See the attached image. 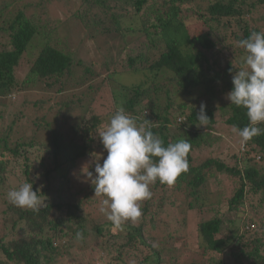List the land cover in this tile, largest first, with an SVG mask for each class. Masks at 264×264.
Segmentation results:
<instances>
[{
    "label": "trees",
    "instance_id": "obj_1",
    "mask_svg": "<svg viewBox=\"0 0 264 264\" xmlns=\"http://www.w3.org/2000/svg\"><path fill=\"white\" fill-rule=\"evenodd\" d=\"M31 1L36 0H0V105L12 93H25L27 97L23 106L29 111L21 122L25 126L16 127L14 120L0 131V206L4 208L1 220L10 224L11 230L23 223L17 229L19 233L15 240L0 241V264H40V258L47 263L52 261L58 249L54 247L53 239L48 237L47 230L60 227L63 223L50 218L54 208H66L69 226L78 220L79 228L75 234H86L81 217L75 214L79 210L78 204L66 203V200L74 198V195L94 196V188L74 189L68 174L62 170L76 169V166L81 169L82 165L87 164L89 171L94 172V152L90 150V143H96L97 146L99 138L94 141L93 138L85 139V136L103 130L110 119L105 122L103 117L91 112L89 105L94 98L92 93L83 91L97 92L92 84H88L85 89L88 77L93 76L92 68L75 59L66 50L65 43H76L79 36L87 32V35L96 34L107 39L109 51V42L122 36L120 22L129 16L141 20V37L130 44H135L136 49L142 46L146 48L143 52L137 51L139 54L126 61L127 66L138 67L143 64V67L132 69L133 72L129 74L145 72L146 76H152V82L157 75L166 72L170 75L167 82L175 88L176 96L182 99L189 98L199 88L204 93L190 104L184 101L175 104L166 88H145L143 83L128 86L127 81L120 79V76H126L127 73L120 71L119 74L108 76V86L118 108L123 107L133 117L142 116L141 121L136 117L138 123L145 119L152 122V131L164 141V146L188 140L191 148L187 155V171L182 172L172 185L161 184L159 181L150 185L152 196L141 202L142 215L137 219L138 224L125 221L116 226L108 220L98 226L95 233L105 237L110 233V228L121 231L124 227L132 231V236H139L140 243L144 245L142 234L145 230L150 232L147 227L155 229V222L158 224L168 209L179 206L180 197L188 190L191 195L197 190L203 192L213 173L237 181L234 193L228 199L229 210L240 208L243 212V205L256 196L264 203V168L256 165L254 158L250 157L257 153L259 160H264V134L244 145L248 150L245 157L240 158L235 153L232 166L215 157L197 160L198 153L205 150L212 139L218 114H225L221 120L231 129L233 125L243 128L248 124L246 110L230 104L226 99V94L233 87L232 76L239 70L241 60L237 54L235 60L226 57L223 63L221 52L230 40L236 43L247 38L252 31H264V15L259 13L257 19L254 17L257 8L264 6V0H157L158 5L154 8L146 7L147 0H78V9L72 7L70 0H39L35 5L37 14L33 13ZM66 6L69 10L65 9ZM57 7L61 11L57 12L59 16L54 21L52 13L56 12ZM249 15L254 18L256 26L253 28L245 21ZM152 20L153 23L148 25ZM75 26L79 31H75ZM236 49L241 55L245 53L243 48L236 46ZM155 53H160V56L152 62ZM115 57L118 60L117 55ZM23 62L26 63L27 72L21 80L20 75L16 77V70ZM119 63L118 60L116 65ZM110 64L109 67L113 62ZM70 82H75L77 87L73 88L68 97L65 91ZM34 88L42 89L44 96L28 95L27 91ZM77 89L79 93L75 92ZM201 103L205 105V114L209 119L206 126H199L196 118ZM32 106L36 111L35 116L31 112ZM52 106L58 108L51 110ZM76 108L86 109L88 115L64 133L60 127L65 125L68 112ZM58 123L61 124L50 130ZM172 126H175L174 130ZM259 126L264 128V124ZM44 129H48L50 136L42 143L40 134ZM39 138L40 141L37 140ZM50 146L51 149H46L39 156L38 166L33 168L27 156L36 152L35 149ZM20 162L23 167L20 172L8 171L11 165L19 167ZM39 167L44 172L43 178L37 181L33 169L37 171ZM75 176L80 177V171ZM25 181L32 183L34 191L40 190V199L45 192H54L59 194L60 201L56 205L48 203L38 210L14 206L9 202L7 193ZM50 182H53L51 190ZM157 189L162 192H157L155 197L154 191ZM192 203L196 205L197 200ZM193 204L187 206L193 208L200 217V206L195 208ZM240 214L237 222L229 219L224 222L221 217L214 216L209 220L201 218L194 223V230L202 243V255L211 259L213 264H224L226 259H232V264H264V235H261L264 231V205L260 213ZM26 225L29 227V231H26L28 238L20 231ZM104 228L107 233L101 230ZM59 232L63 233L62 230ZM223 232L230 234L219 237ZM119 248L123 250L124 246L120 245ZM150 250H154L153 247ZM99 251H94L93 257L104 260L106 257L103 259L97 256ZM151 255L159 259L160 253L154 250Z\"/></svg>",
    "mask_w": 264,
    "mask_h": 264
},
{
    "label": "rangeland",
    "instance_id": "obj_2",
    "mask_svg": "<svg viewBox=\"0 0 264 264\" xmlns=\"http://www.w3.org/2000/svg\"><path fill=\"white\" fill-rule=\"evenodd\" d=\"M38 1L39 0L31 1L34 14L38 13L35 6ZM78 3V0H70V4H72L73 8L78 9ZM157 5V0H147L146 7L154 8ZM65 9L69 10L67 6ZM257 9L258 10L254 14L256 19L258 18L259 13V15H264V6L258 7ZM151 10L153 9H150V11ZM58 11H61V8L57 7L56 12L52 13L54 21L58 19ZM252 16L253 15H249L245 18V21L248 22L251 28L256 26L254 23V18H251ZM152 23L153 20L148 22V25ZM120 24L123 37L118 36L116 39H113L112 42H109V51L107 50V39L96 34L87 35V32L81 34L79 36L80 39L75 41L76 43H71L69 41L68 43H65L66 50L75 56V59L81 60L83 64L85 63L87 66L92 68L91 71L93 76L88 77L86 81L88 83L85 86V89L87 88L88 84H92L93 88H95L97 92H89L88 90L83 91V93H92L91 96L92 99L94 98V100H92V104L89 105L92 113L103 117L105 122L110 119L112 115H114L118 106L111 94L110 86H108L109 81L107 78L110 75L119 74L120 72L127 73L126 76H120V79L122 81H127L126 83H128V86L143 83L145 88L161 87L162 89H168L170 91V97L175 104L183 101L187 104H190L195 100L196 97L204 93L203 89L199 88L193 92L189 98L182 99L176 96L175 88L169 82H167V80L170 78V75L166 72H162V74L157 75L152 82V76H146L144 74L145 72H141L143 75L141 73L135 75L129 74L133 72L132 69L134 70L135 68L137 69L138 67H143V64L138 65L137 67L135 65L127 66L126 63L129 57H135L137 54H139L137 51L143 52L146 50L144 46H142L141 49H136L135 44H130V42L136 38L141 37V32H139L141 29L139 27L141 26V20L129 16L126 17V19H123ZM75 31H79V28L76 26ZM73 32L74 28H72V33ZM236 46L237 44L232 40L226 43L221 52L223 56V63L226 61V57L227 59L235 60L237 54L238 59L240 58L239 60H241L242 63V57L245 55V53L243 55L239 54ZM116 55L120 61L118 66L116 65V62L118 61L116 60ZM159 56L160 53L153 54L152 62L157 60ZM29 58L33 60L31 56H29ZM110 62H113L111 67H109V65H111ZM241 63L239 70L241 68ZM220 64L222 66L224 65L222 63ZM106 67H109V69ZM113 67H116L117 69H114ZM25 71L27 72L26 63L23 62L22 65L16 70V77L20 75L21 80H23L22 78L25 75ZM79 74L81 73L79 72ZM75 87H77V84L75 82H70L65 91V96L69 97L70 93L73 92L72 90ZM75 92L79 93V89H77ZM27 93L28 95H35L37 97L44 96L43 90L38 88L27 91ZM26 97L27 95L25 93H12L11 95L7 96V100L5 99L3 101L4 104L0 105V131L7 128L14 120L16 121V127L22 128L25 126V124H22L21 122L24 117H26V112H29L27 111L26 107L23 106ZM76 97H78V95H76ZM161 103H163L162 100ZM33 107L34 106H32L31 112L33 116H35L36 111H34ZM52 108L57 109L58 106H52L51 110ZM82 108H76L68 112L65 125L60 127L61 131L65 133L69 127L78 125L81 122L82 117L86 116V114L88 115L86 109L82 110ZM53 113L54 111L50 112V117L53 116ZM15 116L18 117L15 118ZM224 116H221L220 114L217 115V124L213 127L212 139L209 144L205 146V150L198 153L197 160L203 161L208 157H215L220 158V161L226 165L232 166V156L235 153H237L240 158L245 157V152L248 150L245 146H241L239 142L240 138L235 133H233L232 129L227 127L221 120V118ZM136 117L140 121L142 120V116L137 115ZM225 119H227V117H225ZM60 124L61 123L55 124L57 126L53 125L50 130L58 127ZM104 125L105 124H103V126ZM171 128L174 130L175 126H172ZM20 131L23 132L24 130ZM208 132L210 131L208 130ZM40 136L42 143L46 142L49 139L50 132L48 129H44L42 130ZM85 137V139L93 138L94 141L99 138L98 133L96 132L86 135ZM40 138L37 140L40 141ZM77 143H80V141H77ZM45 144L46 143H44V145ZM95 146L96 143H90V150H92L94 154H100V163L102 164L103 158L106 157L107 153L103 151L104 149L100 143V139L97 143V146ZM46 149H51V146L42 149H35L36 152L27 156L29 161L32 163L33 168L38 166L40 158L39 156L43 155V151ZM250 157L254 158L256 165H258L260 168H264V160H259V154L253 153ZM75 168L76 169L70 168V170H68L69 172L67 170L62 171L68 174V178H70L71 185L74 189H89L92 185L89 182H82L81 176H75V173L80 171V167L76 166ZM22 169L23 167L21 166L20 162L19 167L17 165H11L8 168V171L20 172ZM33 171L36 172L35 180L38 181L40 178H43V168L39 167L37 171L34 169ZM236 182L237 181L235 179L228 178L225 175L213 173L212 177L208 178L203 192L200 193L197 190L194 195H191L190 191L188 190L185 195L180 197L181 201L179 206H176L174 209H168L166 213L160 217L158 224L157 221L155 222L154 227L156 230H152L150 226L145 225V227L148 226L147 229H149L150 232H146L144 229L145 233L142 234V240L145 243L144 245L140 243L141 238L139 236H132V231L126 230L124 227L121 228V231H118L115 228H110V233L105 237H102L104 235L95 233V230L98 226L105 222H109L106 215L100 211L104 197H98L95 195L91 196L92 194L87 197H84L83 195H74V198H68L66 203L78 204L79 210L76 211L75 214L81 217V224L84 230H86V234L83 236L81 235V237L78 238L77 234H75L79 228L78 220L75 219L77 221L69 226L66 208L62 210L54 208L50 213V218L63 223L60 227H53V229L49 228L47 230V234L48 237L53 239L54 247L58 249V252L53 254L52 261L49 263L46 261L44 262L43 259L40 258V264H91L92 262H97L98 264H107L108 261H110L111 264H156V262H158V264H213L211 259H207L202 255V243L194 230V223L199 222L201 218L202 220H209L214 216L221 217L224 222L227 219L237 222L239 221L241 215L240 213L243 215H248L247 213L249 212L257 211L260 213L264 205V203L261 201V198L256 196L250 202H246V205H243V212L239 210L240 208L236 211L229 210L228 199H230L234 193V186L237 185ZM50 183L51 185L49 189L51 190L53 187V182ZM236 188L238 187L236 186ZM157 192L162 191L161 189L154 191L155 197L158 195ZM194 198L197 200L196 205L192 203V201L194 202L195 200ZM41 201L43 203L39 206V208L44 207L48 203L56 205L60 201L59 194L54 192H45ZM187 204H193L195 208L197 205L200 206V217L196 214V212H194L195 210L193 208H189ZM258 205L260 206L258 207ZM1 207L3 206H0V241H13L16 239V236L19 233L17 229L23 223L19 227L11 230V225L3 223L1 220V217L3 216L1 213L4 209ZM189 210H191V212L193 211V214H191ZM134 223L138 224L139 222L136 220ZM67 227L71 229H67ZM117 229H119V227H117ZM60 230H62L63 233H60ZM101 230L104 231L103 233H107V229L104 228ZM20 231H23L25 233V237L28 238L26 233V231H29L28 225L23 226ZM229 234L230 232H223V234H221L219 237H226ZM261 235H264V231ZM101 244L102 248L100 247ZM120 245L124 246L123 250L119 248ZM151 247L160 253L159 259L151 255V253L154 251L150 250ZM98 250L100 251L96 253L97 256L103 259L106 257L104 260L95 258V256L93 257L94 251L96 252ZM232 262V259H226V261L223 263L232 264Z\"/></svg>",
    "mask_w": 264,
    "mask_h": 264
},
{
    "label": "clouds",
    "instance_id": "obj_3",
    "mask_svg": "<svg viewBox=\"0 0 264 264\" xmlns=\"http://www.w3.org/2000/svg\"><path fill=\"white\" fill-rule=\"evenodd\" d=\"M243 48L241 68L232 76V89L226 94L230 104L246 110L248 124L243 128L232 126L241 146L264 134V31H252L247 38L236 42ZM199 126L209 122L205 105L201 103L196 116ZM152 122L138 123L136 117L123 107L116 109L98 136L106 157L100 163V154H92L94 172L87 164L80 169L82 182H89L95 196H102L100 211L109 221L120 226L125 221H136L142 215L141 202L150 199V185L159 181L172 185L188 169L187 155L191 144L179 140L164 146V141L152 131ZM95 173V175H94ZM25 181L7 193L11 204L22 209L38 210L43 203ZM80 238L81 234L77 233Z\"/></svg>",
    "mask_w": 264,
    "mask_h": 264
},
{
    "label": "bare ground",
    "instance_id": "obj_4",
    "mask_svg": "<svg viewBox=\"0 0 264 264\" xmlns=\"http://www.w3.org/2000/svg\"><path fill=\"white\" fill-rule=\"evenodd\" d=\"M123 50V49H122ZM142 57V56H141ZM130 58V57H129ZM139 68V67H138ZM140 70V69H139ZM157 81V80H156ZM139 122V121H138ZM142 123V122H141Z\"/></svg>",
    "mask_w": 264,
    "mask_h": 264
}]
</instances>
